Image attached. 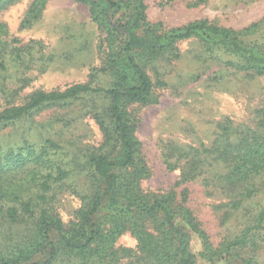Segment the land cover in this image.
<instances>
[{"label":"trees","instance_id":"1","mask_svg":"<svg viewBox=\"0 0 264 264\" xmlns=\"http://www.w3.org/2000/svg\"><path fill=\"white\" fill-rule=\"evenodd\" d=\"M15 1L0 0V10ZM77 1L88 6L91 19L104 33L101 45L106 43V51L100 71L112 78L107 88L93 85L90 73L86 82L61 90L37 89L20 97L30 82L26 71L34 57L29 44L5 39L0 23V132L36 111L67 106L84 95L107 100L103 109L90 111L103 142L85 154L87 191L80 196L75 219L67 223L44 204L52 184L73 172L50 158V150L59 143L52 138L41 145L0 141V219L26 225L22 243L12 250L0 248V264H264L258 259L264 247V206L248 210L249 225L214 247L173 191L143 190L141 181L149 170L128 109L155 101L154 83L144 63L164 53L177 57L175 45L180 40L196 38L206 51H222L237 59L227 60L228 65L264 75V17L238 30L207 19L164 29L147 20L145 0ZM45 2L32 0L19 27L37 20ZM108 145L111 149L104 150ZM162 155L168 167L179 170V181L201 179L211 194L223 195L227 199L223 205L229 208L226 216L243 209L246 202L264 193V103L254 111L251 123L225 118L216 122L209 144L166 142ZM125 232L134 237L136 248L121 261L115 243ZM193 237L202 244L201 262L190 247Z\"/></svg>","mask_w":264,"mask_h":264},{"label":"rangeland","instance_id":"2","mask_svg":"<svg viewBox=\"0 0 264 264\" xmlns=\"http://www.w3.org/2000/svg\"><path fill=\"white\" fill-rule=\"evenodd\" d=\"M31 2L16 0L0 10L4 38L16 39L20 45L29 44L34 57L26 71L30 82L19 96L37 89L61 90L86 82L90 73L94 75L93 85L107 88L112 78L100 71L106 51V43L101 45L104 33L91 19L88 6L77 0H46L40 17L20 28V20ZM145 4L147 20L164 29L207 19L212 24L238 30L264 17V0H145ZM175 46L177 57L164 53L144 63L154 83L155 101L128 107L136 121L135 136L149 170L141 187L160 194L173 191L217 247L249 225L248 210L264 206V193L226 216L229 208L223 205L227 201L223 195L211 194L201 179L179 181V170L165 163L164 144H209L216 122L225 118L251 123L254 111L264 103V75L228 65L227 60L237 59L222 51H206L196 38L180 40ZM2 102L0 97V105ZM106 103L101 95H84L67 106L36 111L0 132L4 145H21L24 141L41 145L46 138L59 143L57 149L50 150V158L73 172L63 182L52 184L44 204L64 223L75 219L82 204L80 196L87 191L85 154L99 149L103 142L90 111L92 107L103 109ZM103 149L110 150L111 145ZM25 231L26 225H10L0 219V248L12 250L18 246ZM115 246L120 260L125 261L134 253L136 240L125 232ZM190 247L201 262V242L193 237ZM246 254L243 251L241 256ZM258 259L264 260V247Z\"/></svg>","mask_w":264,"mask_h":264}]
</instances>
